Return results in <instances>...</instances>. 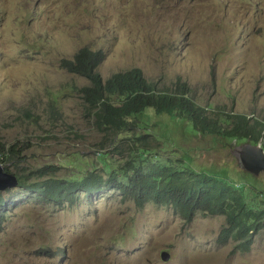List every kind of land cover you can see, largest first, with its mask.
<instances>
[{
  "label": "rangeland",
  "instance_id": "obj_1",
  "mask_svg": "<svg viewBox=\"0 0 264 264\" xmlns=\"http://www.w3.org/2000/svg\"><path fill=\"white\" fill-rule=\"evenodd\" d=\"M27 5L0 0V139L22 148L18 163L28 169L76 159L81 168L62 167L56 176L80 178L92 168L108 176L105 133L79 92L89 80L61 67L84 47L102 52L104 80L133 67L159 88L180 77L199 105L264 119V0H38V17ZM186 128L165 149L158 141L148 149L161 160L185 154L196 168L233 178L249 201H264V171L241 172L236 144ZM126 155L106 157L107 164ZM3 192L11 201L0 264H264V228L241 253L231 239L217 242L222 215L196 212L187 222L169 205L136 208L116 189L62 206L17 186Z\"/></svg>",
  "mask_w": 264,
  "mask_h": 264
},
{
  "label": "trees",
  "instance_id": "obj_2",
  "mask_svg": "<svg viewBox=\"0 0 264 264\" xmlns=\"http://www.w3.org/2000/svg\"><path fill=\"white\" fill-rule=\"evenodd\" d=\"M103 59L102 52L84 47L72 59L64 60L61 67L89 80L79 92L87 117L94 120L97 131L105 133L100 157L106 163L102 168L108 176L95 168L88 169L80 178L56 176L62 167L81 168L76 159L28 169L18 163L22 148L0 139L4 170L15 174L17 187L35 194L36 201L55 206L76 204L81 194L90 197L104 189H116L124 200L133 201L136 208L149 203L169 205L187 222L196 212L222 215L224 224L217 242L231 239L236 250L249 251L254 235L264 228V201L255 198L249 201L245 189L235 185L233 178L225 179L218 172L198 169L190 160L185 161V154L173 152L161 160L158 151L149 150L147 143L158 141L165 149V140L175 143L176 134L190 125L187 128L195 133L234 143L259 144L264 150V119L201 106L195 101L190 85L180 77L171 86L159 88L141 68L133 67L104 80L97 70ZM55 103L52 98L49 104L58 112ZM114 154L123 157L129 154V159L110 166L106 157ZM11 164L15 171L10 169ZM27 169L31 173L25 172ZM3 193L0 191V232L11 201Z\"/></svg>",
  "mask_w": 264,
  "mask_h": 264
},
{
  "label": "water",
  "instance_id": "obj_3",
  "mask_svg": "<svg viewBox=\"0 0 264 264\" xmlns=\"http://www.w3.org/2000/svg\"><path fill=\"white\" fill-rule=\"evenodd\" d=\"M235 155L246 172L255 175L260 171H264V151L259 144L252 145L250 143H244L236 148ZM17 185L18 178L16 175L5 171L0 161V191L13 188ZM160 258L163 261H167L169 259V252L162 250L160 252Z\"/></svg>",
  "mask_w": 264,
  "mask_h": 264
},
{
  "label": "clouds",
  "instance_id": "obj_4",
  "mask_svg": "<svg viewBox=\"0 0 264 264\" xmlns=\"http://www.w3.org/2000/svg\"><path fill=\"white\" fill-rule=\"evenodd\" d=\"M74 1V0H73ZM37 3H38V0H28V7L27 8H34V10H32L31 12H30V14L32 15V16H35V17H38V16H40L41 15V13H42V11L40 10V8H38L37 7ZM64 10H66V8H63ZM73 58V57H72ZM71 58V59H72ZM118 72H120V71H118ZM152 81V80H151ZM155 82V81H154ZM168 87V86H167ZM187 126H190V125H186V127ZM199 134V133H198ZM229 142H231V141H229ZM231 143H233V144H236L235 146H240V145H242V144H244V143H234V142H231ZM251 144V143H250ZM253 145V144H252ZM258 145V144H257ZM261 147V146H260ZM236 150V149H235ZM264 151V150H263ZM235 152V151H234ZM235 157H236V155H235ZM238 160V159H237ZM238 163H239V161H238ZM240 164V163H239ZM241 166V165H240ZM242 167V166H241ZM243 171H245V170H243ZM246 172V171H245ZM251 174V173H250ZM252 175V174H251ZM90 197H92V196H90Z\"/></svg>",
  "mask_w": 264,
  "mask_h": 264
},
{
  "label": "bare ground",
  "instance_id": "obj_5",
  "mask_svg": "<svg viewBox=\"0 0 264 264\" xmlns=\"http://www.w3.org/2000/svg\"><path fill=\"white\" fill-rule=\"evenodd\" d=\"M239 142V141H238ZM241 143V142H240ZM247 144V143H246ZM249 144V143H248Z\"/></svg>",
  "mask_w": 264,
  "mask_h": 264
}]
</instances>
